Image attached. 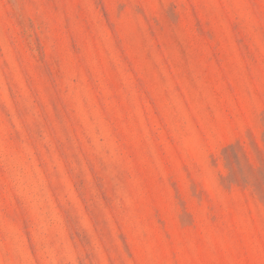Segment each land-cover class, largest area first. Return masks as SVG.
Returning <instances> with one entry per match:
<instances>
[{
	"label": "rangeland",
	"instance_id": "374dc122",
	"mask_svg": "<svg viewBox=\"0 0 264 264\" xmlns=\"http://www.w3.org/2000/svg\"><path fill=\"white\" fill-rule=\"evenodd\" d=\"M0 264H264V0H0Z\"/></svg>",
	"mask_w": 264,
	"mask_h": 264
}]
</instances>
